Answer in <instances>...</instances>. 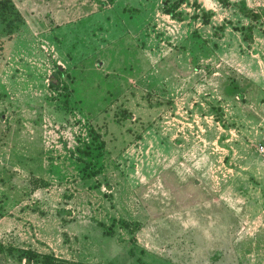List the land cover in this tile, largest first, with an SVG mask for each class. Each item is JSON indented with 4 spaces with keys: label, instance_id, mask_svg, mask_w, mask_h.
I'll list each match as a JSON object with an SVG mask.
<instances>
[{
    "label": "rangeland",
    "instance_id": "1",
    "mask_svg": "<svg viewBox=\"0 0 264 264\" xmlns=\"http://www.w3.org/2000/svg\"><path fill=\"white\" fill-rule=\"evenodd\" d=\"M260 144L264 0H0V264H264Z\"/></svg>",
    "mask_w": 264,
    "mask_h": 264
},
{
    "label": "trees",
    "instance_id": "2",
    "mask_svg": "<svg viewBox=\"0 0 264 264\" xmlns=\"http://www.w3.org/2000/svg\"><path fill=\"white\" fill-rule=\"evenodd\" d=\"M114 1L115 0H109V3L111 2L113 3ZM104 4H106V2ZM179 5H180L179 2H173L172 4L166 3L164 7V11L169 15L175 16V12L178 9ZM252 16L254 19H259L260 17L258 12H254ZM249 38H251V35L249 36ZM64 74H65L64 69L57 68L50 78V87L57 89L60 94L64 93L66 97L64 99V106L69 107L68 98L70 96V91H69L70 87H69V83L64 79ZM87 167H90L91 169V164L88 161H86L84 165L85 169H87ZM99 224L105 228V233L107 235H110V236L114 235L115 229L113 226H109L105 222H99ZM9 249H11V246H6L4 243L0 242V253L4 252L5 250H9ZM21 257L25 259L27 264H69L68 260L58 258L53 253H40L32 248H27V249L22 250ZM87 264H107V263L93 262V263H87Z\"/></svg>",
    "mask_w": 264,
    "mask_h": 264
},
{
    "label": "built area",
    "instance_id": "3",
    "mask_svg": "<svg viewBox=\"0 0 264 264\" xmlns=\"http://www.w3.org/2000/svg\"><path fill=\"white\" fill-rule=\"evenodd\" d=\"M259 151L262 152V153L264 152V144H260Z\"/></svg>",
    "mask_w": 264,
    "mask_h": 264
}]
</instances>
